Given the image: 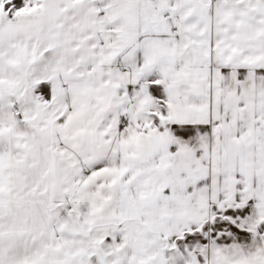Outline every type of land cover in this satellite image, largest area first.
Returning a JSON list of instances; mask_svg holds the SVG:
<instances>
[{
	"label": "snow or ice",
	"instance_id": "1",
	"mask_svg": "<svg viewBox=\"0 0 264 264\" xmlns=\"http://www.w3.org/2000/svg\"><path fill=\"white\" fill-rule=\"evenodd\" d=\"M0 264H264V0H0Z\"/></svg>",
	"mask_w": 264,
	"mask_h": 264
}]
</instances>
